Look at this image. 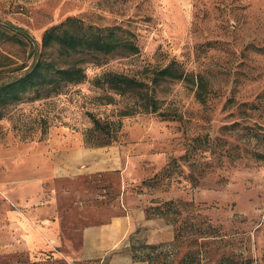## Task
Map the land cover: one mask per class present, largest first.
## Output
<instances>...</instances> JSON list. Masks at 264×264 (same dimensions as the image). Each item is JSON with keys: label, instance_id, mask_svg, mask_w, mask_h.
Here are the masks:
<instances>
[{"label": "rangeland", "instance_id": "obj_1", "mask_svg": "<svg viewBox=\"0 0 264 264\" xmlns=\"http://www.w3.org/2000/svg\"><path fill=\"white\" fill-rule=\"evenodd\" d=\"M68 17L126 29L139 51L80 57L88 80L48 97L30 91L3 109L0 184L13 180V190L0 191V205L16 225L9 251L0 231V264L38 262L20 219H59L99 186L53 177L49 156L79 146L113 149L120 168L102 181L118 190L122 172L157 229L173 232L158 244L136 240L153 264H264V0H0L13 36L0 41V81L25 72L44 32ZM39 51L65 62L55 49ZM171 62L187 77L156 83ZM104 72L145 87L119 94L93 85ZM33 155H43L45 173L26 168L38 165ZM41 176L46 188L71 190H29Z\"/></svg>", "mask_w": 264, "mask_h": 264}, {"label": "crops", "instance_id": "obj_2", "mask_svg": "<svg viewBox=\"0 0 264 264\" xmlns=\"http://www.w3.org/2000/svg\"><path fill=\"white\" fill-rule=\"evenodd\" d=\"M118 157L111 148L90 150L83 146L63 149L49 156L54 178L79 184L96 179L99 186L85 188L91 197L83 198L85 203L75 205V210L69 209V213L59 215V219H42L41 214L37 215L39 220L35 224L29 217L19 218L25 232V250H33L29 253L32 256L39 253L38 262L34 264H153L152 253L137 248L136 240L147 239L148 243L158 244L170 240L173 232L157 229L155 220L147 214L143 197L133 194L122 172L119 173L118 190H109L108 184L102 181L104 174H113L120 168ZM29 160L34 166L38 165L27 169L45 173L43 155H33ZM42 176L32 180V184L38 186L29 190H71L69 187L46 188ZM12 183L13 180H9L0 184V191L13 190ZM111 194L117 195L112 202L108 197ZM15 225L13 209L8 203L0 205V231L5 232L6 251L13 247ZM47 244L54 251L40 256ZM40 248L43 250H38Z\"/></svg>", "mask_w": 264, "mask_h": 264}, {"label": "trees", "instance_id": "obj_3", "mask_svg": "<svg viewBox=\"0 0 264 264\" xmlns=\"http://www.w3.org/2000/svg\"><path fill=\"white\" fill-rule=\"evenodd\" d=\"M13 27V24L7 23ZM0 22V41L12 39L13 36ZM21 34L35 43L23 29L15 28ZM9 30V29H8ZM132 32L120 27L97 28L87 25L77 17H68L58 25L47 29L42 37L40 48L36 44L34 62L29 68L19 74H12L0 83V120L4 117V108L14 102L22 100V96L30 91L39 97L41 93L48 97L51 94H60L68 84H80L88 80L86 68L82 66L84 56L109 55L120 49L130 53H137L139 47L128 37ZM23 43V42H22ZM39 49H55L58 58L65 62L58 63L54 59L44 58ZM71 60H67V59ZM80 59V60H78ZM99 63V62H96ZM187 74L176 62L156 72V83L159 80H182ZM97 87H105L119 94L140 91L145 84L123 74L104 72L92 80ZM201 99H203L201 97ZM261 158L264 156H260Z\"/></svg>", "mask_w": 264, "mask_h": 264}]
</instances>
